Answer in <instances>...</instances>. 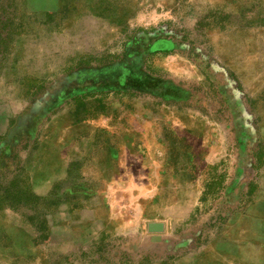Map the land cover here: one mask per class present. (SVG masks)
Here are the masks:
<instances>
[{
    "label": "rangeland",
    "instance_id": "rangeland-1",
    "mask_svg": "<svg viewBox=\"0 0 264 264\" xmlns=\"http://www.w3.org/2000/svg\"><path fill=\"white\" fill-rule=\"evenodd\" d=\"M103 122L163 141L190 201L196 173L197 190L212 185L161 244L139 231L65 242L72 201L44 184L47 136ZM263 170L264 0H0V264L185 256L248 214Z\"/></svg>",
    "mask_w": 264,
    "mask_h": 264
},
{
    "label": "crops",
    "instance_id": "crops-1",
    "mask_svg": "<svg viewBox=\"0 0 264 264\" xmlns=\"http://www.w3.org/2000/svg\"><path fill=\"white\" fill-rule=\"evenodd\" d=\"M185 128L196 131L190 124ZM47 139L49 148L44 149L41 164L46 174L51 175L45 177L44 184L63 183L60 197L72 201L61 208L71 216L67 226L72 231L65 242L87 241L101 231L123 235L139 231L140 238L148 237L151 242L161 244L164 235L197 212L199 202L212 197V190L207 189L212 181L210 174L209 185L204 181L201 192L197 190L201 176L196 173L189 188L191 201L187 194L181 193V185L177 184L179 173L168 168L171 161L167 145L150 135L145 126L119 128L109 122L66 125L53 128ZM82 144L84 147H80ZM202 144L205 149V142ZM209 161L202 162L203 168L211 165ZM73 165L78 168H72ZM67 182L70 184L65 185ZM252 201L246 216L220 224L215 236L191 253L163 257L154 263L136 254V261L264 264V170ZM154 210L159 216L149 219ZM133 243L129 242V247L133 248Z\"/></svg>",
    "mask_w": 264,
    "mask_h": 264
},
{
    "label": "trees",
    "instance_id": "trees-1",
    "mask_svg": "<svg viewBox=\"0 0 264 264\" xmlns=\"http://www.w3.org/2000/svg\"><path fill=\"white\" fill-rule=\"evenodd\" d=\"M223 182V178L221 177V178H219V182H218V184H216L217 186H219V187H221V183ZM210 186H212V185H210ZM131 262V261H130ZM132 263V262H131Z\"/></svg>",
    "mask_w": 264,
    "mask_h": 264
}]
</instances>
